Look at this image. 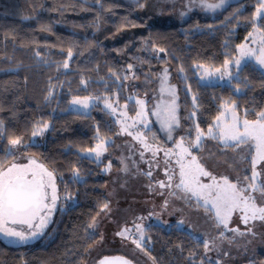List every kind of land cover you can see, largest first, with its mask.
I'll list each match as a JSON object with an SVG mask.
<instances>
[{
  "label": "trees",
  "instance_id": "trees-1",
  "mask_svg": "<svg viewBox=\"0 0 264 264\" xmlns=\"http://www.w3.org/2000/svg\"><path fill=\"white\" fill-rule=\"evenodd\" d=\"M150 1L0 0V167L12 159L5 149L9 138L21 137L24 153L53 173L59 194L65 195L36 242L11 246L0 240V264H83L98 239L87 225L108 203L106 178L80 152L112 135L114 125L94 108L67 111L72 97L115 96L123 103L130 75L154 74L162 63L177 85L180 124L191 135L197 125L206 132L225 102H234L238 115L248 120L264 109V74L250 63L230 85H204L194 76L197 64L218 68L236 56L254 27L259 0H236L213 18L193 14L178 24L138 15ZM256 26L264 42V14ZM44 122L48 129L31 143ZM143 249L155 264H214L203 241L173 225L146 228Z\"/></svg>",
  "mask_w": 264,
  "mask_h": 264
},
{
  "label": "rangeland",
  "instance_id": "rangeland-1",
  "mask_svg": "<svg viewBox=\"0 0 264 264\" xmlns=\"http://www.w3.org/2000/svg\"><path fill=\"white\" fill-rule=\"evenodd\" d=\"M235 1L226 0L221 7L209 10L203 4H218L219 0H203V3L202 0H151L137 13L155 23L178 24L193 14L201 18H213ZM261 15H256L255 12V24L250 32L252 35H248L240 46L257 50L262 46V35L256 26ZM120 38L121 35H118L116 40ZM240 46L237 48L236 56L229 60L227 71L230 75H224L221 78L224 65L211 68L200 67L201 65L197 64L194 66V76L204 85H230L236 78L237 71L247 63L254 65L264 74V66L258 64L254 57L241 56ZM206 71L209 74L206 75ZM178 76L183 77L180 72ZM126 96L127 99L123 103H119L115 96L112 98L78 97L88 98V108L73 104L72 100L75 97H72L65 107L67 111L79 113H89L94 108L95 113H99L114 125V133L98 140L93 147L104 142L106 150L98 159L94 152L88 151L89 149L80 152V155L98 164L100 175L106 178L105 194L109 206L108 210L97 216L96 228L90 230L91 233L98 235V239L88 248L83 264H94L101 256L111 254L122 255L135 264H155L132 242L133 239H139L136 224H141L144 231L152 224H160L166 228L173 225L184 229L197 240L207 239L211 250L205 252V256L214 264H217V261L219 264H264V260L260 259V256L264 255V221H250L246 225L240 219L242 214L234 212L229 222V229L237 228L244 235H238L224 229L223 226L217 228L215 227L214 210L206 212L202 201L198 205L196 198L191 197L190 193L187 194L190 198L184 199L182 197L185 193L176 188L180 182V166L176 162L179 159L180 148L177 145L183 138L184 146L189 147L195 141L197 131L191 135V132L180 124L178 90L169 72V67L161 63L156 66L154 74L144 70L137 79L130 75L127 81ZM173 100L176 104L178 126L173 125L172 138L169 139V131L162 128L158 116L153 113H162ZM137 101L143 103L140 104ZM106 104H111L112 107H106ZM234 112L240 121L242 130V122L245 118L239 116L235 108ZM137 113H142V115L138 116ZM218 116L221 117V125L233 120L232 112H226L224 107ZM209 128H212L213 134L218 136L219 129L216 126V119ZM209 128L206 132L201 131L203 133L201 146L191 148L192 155L196 156L197 161L205 170L217 179L228 177L230 182L247 187L249 181H246L244 177L251 178L252 176L251 162L256 154L255 148L250 145H241L239 148L225 147L218 138L212 139L209 135ZM137 136L142 137L143 143L140 139H136ZM36 137L38 136H32L30 142L35 143ZM144 144L150 147L146 150ZM5 149H11L14 153L9 163L4 166L5 168L13 161L28 164L29 159H34L37 164H41L34 157L25 154L22 145L12 147L7 143ZM166 152L169 154L165 155ZM189 160L191 157L185 155V161ZM256 169L260 173L257 183L264 184V161L259 162ZM53 178L57 189L54 175ZM200 181L205 184L212 183L211 179L206 176H201ZM161 183L164 187H161ZM252 194L256 197L258 206H264V197L259 192ZM57 196L59 199L52 209L49 223L43 232L51 224L53 215L65 199V195L62 197L58 189ZM71 202L73 203V200ZM208 207L211 208V205ZM181 221L183 223H180ZM12 227L25 232L29 231L21 225ZM124 228L130 230L126 233V237L118 236L117 233ZM248 228L252 231L249 232ZM221 231L224 233L223 238L220 237ZM42 234L24 243L5 237L3 234H0V240L7 245L24 246L36 242ZM213 241L216 247L212 246ZM143 243L144 239L142 247Z\"/></svg>",
  "mask_w": 264,
  "mask_h": 264
},
{
  "label": "snow or ice",
  "instance_id": "snow-or-ice-1",
  "mask_svg": "<svg viewBox=\"0 0 264 264\" xmlns=\"http://www.w3.org/2000/svg\"><path fill=\"white\" fill-rule=\"evenodd\" d=\"M225 2L226 0H219L218 4L205 3L203 6L206 9L214 10L221 7ZM141 7H143V5H141ZM261 14H264V0H259V7L256 10V15ZM251 35L252 33H249V36ZM160 51H163V49H160ZM240 54L241 56L254 57L258 64L264 66V42H262V46L258 50L240 46ZM71 56L72 51L69 49L68 57ZM229 64L230 61L226 59L224 61V72L221 78H223L224 75H230L227 71ZM237 64H239V60H237ZM68 66V61L65 60L63 67L68 68ZM131 67L132 66L129 65V68ZM200 67H203V65ZM217 71L220 70L217 69ZM165 72H167V69H165ZM205 74L207 75L209 73L206 71ZM236 90L240 91L239 87H237ZM51 95L52 93L49 92V96ZM46 99H48V97H46ZM72 103L80 104L84 108L89 107L88 98L80 99L75 97ZM137 103L142 104L143 102L137 101ZM106 107L111 108L112 105L106 104ZM222 107L225 108L226 112H232L233 120L230 123L221 125V117L218 116L216 118V126L219 129V134L218 136L213 134L212 128H209V135L212 139L218 138L225 147L239 148L241 145H250L255 148L256 154L252 157L251 162L252 176L251 178L247 176L244 177L246 181H249L247 187H241L239 183L230 182L228 177L217 179V177L212 176L210 172L205 170L197 161L196 156L192 155L191 148H199L202 143L203 133L197 125L195 141L192 142L189 147H185L183 138H181V143L177 145V147L180 148V152L178 153L179 159L176 161L180 166V182L176 185V188L185 193V196L182 198L189 199L190 197L187 194L190 193L191 197L196 198L198 205H200L202 201L206 212H212L214 210L215 227L219 228L223 226L224 229H228L238 235H244V233L240 232L237 228L229 229V222L234 212H240L242 214L240 219L246 225L250 221H264V206H258L256 197L252 194L254 192H259L261 196L264 197V184L257 183V177L260 173L257 172L256 169L257 164L264 161V111L259 112L255 120H243L241 130L240 121L236 118L234 112V102L232 104L225 102ZM113 111H115V109H113ZM153 114L158 116L162 128L169 131V139H171L173 125L178 126L175 100L165 107L162 113L156 112ZM137 115H142V113H137ZM48 127L49 124L44 122L42 126L36 127L32 135L34 137L42 135ZM3 134L4 123L0 121V137H2ZM136 139H140L141 143H143L142 137L137 136ZM8 143L12 147L21 145L22 138H9ZM144 147L147 150L150 146L144 144ZM105 150L104 142H101L98 143L95 148L89 149L88 151L94 152L98 159ZM168 154V152L165 153V155ZM6 155H14V153L11 149H8L6 150ZM185 155L190 156L191 160L186 162ZM2 163L3 162L0 161V164ZM126 170L125 168V171ZM73 171L75 177L79 179L78 170L74 169ZM201 176L209 177L212 183H201ZM161 187H164L163 183H161ZM58 199L59 197L57 196L53 173L45 166L37 164L34 159H29L28 164H20L13 161L6 168L0 167V234H3L5 237L13 238L21 243L42 234L43 229L49 223L52 209L56 206ZM209 205H211V208L208 207ZM108 209L109 206L107 203L101 206V212ZM97 223L96 217H93L92 222L87 225V228L94 230ZM180 223H183V221ZM13 225H26L29 231L25 232L24 230H18L12 227ZM135 227L139 233V239H133L132 242L137 248L143 251L142 241L145 231L141 224H136ZM129 231L128 228H124L118 232L117 235L126 237V233ZM248 231L251 232L252 229L248 228ZM223 236L224 233L221 231L220 237L223 238ZM89 238H91V236H89ZM212 246L216 247L215 241H213ZM203 247L205 252L211 250L207 239L203 241ZM102 264H130V262L121 257H117L114 260L105 258ZM217 264H219V261H217Z\"/></svg>",
  "mask_w": 264,
  "mask_h": 264
},
{
  "label": "water",
  "instance_id": "water-1",
  "mask_svg": "<svg viewBox=\"0 0 264 264\" xmlns=\"http://www.w3.org/2000/svg\"><path fill=\"white\" fill-rule=\"evenodd\" d=\"M21 226H24V227L27 228L26 225H21ZM117 257H121V258H123V259L128 260V261L130 262V264H135V263H133L132 261H130L129 259H127L126 257H124V256H122V255H117V254L103 255V256H101L100 258H98L94 264H102V262L105 261V258H108V260H114V259L117 258Z\"/></svg>",
  "mask_w": 264,
  "mask_h": 264
}]
</instances>
